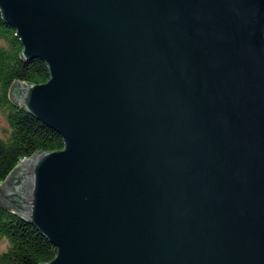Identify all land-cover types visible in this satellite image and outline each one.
I'll return each instance as SVG.
<instances>
[{"label":"water","instance_id":"water-1","mask_svg":"<svg viewBox=\"0 0 264 264\" xmlns=\"http://www.w3.org/2000/svg\"><path fill=\"white\" fill-rule=\"evenodd\" d=\"M45 82L12 99L64 147L1 201L41 264H264V0H0Z\"/></svg>","mask_w":264,"mask_h":264},{"label":"trees","instance_id":"trees-1","mask_svg":"<svg viewBox=\"0 0 264 264\" xmlns=\"http://www.w3.org/2000/svg\"><path fill=\"white\" fill-rule=\"evenodd\" d=\"M16 29L0 15V112L7 125L0 133V195L5 181L18 164L39 150L64 147L63 137L28 113L11 97L16 81L45 82L49 79L46 63L24 59L23 45ZM7 248L0 252V264H41L55 257L57 248L34 225L6 206L0 197V242Z\"/></svg>","mask_w":264,"mask_h":264},{"label":"rangeland","instance_id":"rangeland-1","mask_svg":"<svg viewBox=\"0 0 264 264\" xmlns=\"http://www.w3.org/2000/svg\"><path fill=\"white\" fill-rule=\"evenodd\" d=\"M7 125V120L5 116L0 112V133H2L3 128ZM7 248L6 241L0 242V252Z\"/></svg>","mask_w":264,"mask_h":264}]
</instances>
